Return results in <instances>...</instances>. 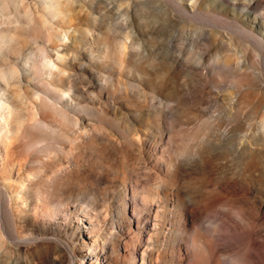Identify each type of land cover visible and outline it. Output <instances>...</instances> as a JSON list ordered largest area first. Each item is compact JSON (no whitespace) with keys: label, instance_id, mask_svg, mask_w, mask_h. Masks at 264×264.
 Segmentation results:
<instances>
[{"label":"rangeland","instance_id":"rangeland-1","mask_svg":"<svg viewBox=\"0 0 264 264\" xmlns=\"http://www.w3.org/2000/svg\"><path fill=\"white\" fill-rule=\"evenodd\" d=\"M0 7V70L14 73L0 86L19 126L0 170V264H264V0ZM38 96L64 108L69 134H107L96 143L113 158L109 141L141 138L129 168L67 155L64 140L36 147V118L58 125ZM173 135L199 141L205 166L189 141L187 165L167 168ZM60 167L68 184L39 190Z\"/></svg>","mask_w":264,"mask_h":264},{"label":"bare ground","instance_id":"bare-ground-1","mask_svg":"<svg viewBox=\"0 0 264 264\" xmlns=\"http://www.w3.org/2000/svg\"><path fill=\"white\" fill-rule=\"evenodd\" d=\"M3 7H0V13L2 12ZM131 45V44H130ZM125 42H120L117 48L118 57H122L123 53H125ZM42 67L45 66V62H42ZM29 70H38L41 68L39 63H30L26 64ZM14 73L11 71L4 72L0 70V78L1 81L4 82L5 87L9 85L10 75ZM60 100L64 96L63 94L57 95ZM56 100L42 99L40 96L37 97V112L39 114H43L51 120L50 122H57V127H53L49 125L50 123L46 120V118H36V126L34 128L35 136L32 138L31 142L41 149H57L56 142L58 140H64L73 144L74 146H70L68 150H63L67 155H73L72 149H79L78 156L85 157L89 162L98 164L103 166L104 168L110 170L114 168H129L130 166V155L131 148L136 147L142 141L141 138L132 137L128 139L126 142V146L120 147L115 143L109 141L108 145L113 146L116 150H118V154L116 158H113L106 150L107 148L103 147V144L96 143L98 138H103L105 140H112L107 137V134L100 135L97 133L96 129L92 128L90 130H86L82 133L73 132L69 134L65 127L68 123V120L71 119L68 113L64 110V108L57 104ZM13 114V107L9 104L7 97L5 96L4 88L0 86V170L3 168V161L7 160V151L6 148L9 143L12 142V139L16 137L18 133L19 126L13 127L11 125V119ZM261 150L264 149V115L261 122V129L258 130ZM78 137L81 139L77 140ZM193 136L191 137H179L177 135H173L169 138V143L166 147L167 155L164 156L165 163L167 168H180L183 163L187 165L186 160L182 155L187 148L189 141H192ZM54 142H52V140ZM195 139V138H194ZM193 139V140H194ZM113 141V140H112ZM196 141V140H195ZM193 142V141H192ZM197 142H193V151L191 154V159L198 158L201 156L200 161L202 162V166H205L207 162L206 155L204 156V148L201 146L202 144ZM171 144V145H170ZM172 144H174L175 149L172 150ZM245 145V146H244ZM190 146V145H189ZM85 150V151H84ZM253 148L247 142H244L242 147V153L244 155H250L253 158ZM187 152V151H186ZM207 152V151H206ZM189 153V152H188ZM185 153L184 155H186ZM183 155V156H184ZM188 155V154H187ZM190 156V155H189ZM74 171V169H68L67 167H60L59 169L52 170L49 178L39 181L37 187L39 190H45L49 193H54L55 190L59 191V188L67 185L70 179V175Z\"/></svg>","mask_w":264,"mask_h":264}]
</instances>
